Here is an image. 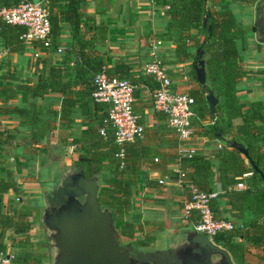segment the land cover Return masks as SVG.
<instances>
[{
	"label": "crops",
	"instance_id": "1",
	"mask_svg": "<svg viewBox=\"0 0 264 264\" xmlns=\"http://www.w3.org/2000/svg\"><path fill=\"white\" fill-rule=\"evenodd\" d=\"M213 1L205 0L206 6L216 4ZM222 1L227 4L237 23L253 26L257 0L252 4L241 0ZM66 2L67 0H56L55 5L61 7ZM165 9L162 0H84L77 10L80 20L78 28L72 27L69 21L63 22L59 34L55 37V47L45 49L35 46L33 42H23L22 51L8 52L0 40V76L3 74L8 76V71H14L18 80L10 81L11 83L33 85L37 82L40 71L42 78H46L52 73L51 69L56 68L53 72L54 81L50 84L47 82L46 88L40 90V94L32 95L27 90H15L13 98L0 101V106L13 104L25 111L35 112L41 131L39 135L32 136L37 127H30L25 115L0 114V131L11 137L9 140L11 144L4 146L1 151L3 161L8 165L2 167L0 176L13 180L18 187L17 194L11 190L3 193V210L9 201L11 206L16 204L13 202L15 196L20 198L23 205L35 209L29 203L23 202L25 197L21 194L20 185H23L24 181H29L40 187L39 183L47 182L52 174L58 173L62 168L68 169L72 163H77L84 171L86 158L82 156L83 154L98 151L102 154L101 163L104 166L108 165L112 152L110 145L115 143L109 129L105 135H100L98 131L105 115V105L94 102L86 93L91 86L89 79L93 69L101 65L108 74L126 79L133 85L132 108L137 116V122L143 126L140 138L123 144L125 151L123 177L133 182L130 186V209L121 222H131L139 227L133 239L121 237L126 245L131 244L136 249L149 251L163 249L175 239L177 231L193 229L195 211L190 212V218L183 217L182 205L187 199L188 191L184 186L177 184L174 174L176 169H180L177 154L179 145L194 148V154L209 163L205 188L217 192L216 198L211 201V208L216 217L239 225L253 215L252 201L248 199L241 205L242 217L239 218L235 214L239 203L233 199L228 200L226 192L222 190L219 163L222 149L229 148L225 143L228 135L210 134L208 128L211 120L216 117L220 126L229 123L234 128L242 121L239 112H244L251 101L259 100L264 105V88L261 84V75L257 73L264 66V43H258L254 30L247 29L245 48L240 52V65L245 74L236 82L233 92L234 106L237 108L224 107L223 98L215 96L217 102L214 115L211 117L204 98L206 92L202 93L203 100L200 106L212 119L206 118L199 124H191L194 129L192 135L178 140L173 129L167 124L165 115L152 107L151 91L155 88V82L143 70V64L149 56L150 39L152 36L157 37V34L164 30ZM192 32L195 33V30ZM202 34L203 31H200L199 35ZM161 41L158 51L172 88L188 94L192 89L203 87L194 79L192 60L172 62L174 59L172 42L164 39ZM57 47L61 49L59 52L55 49ZM195 50L196 48L189 47L190 52ZM41 62L42 68L38 67ZM35 63H38V66H35ZM192 107L194 109V106ZM261 150L264 153V146ZM49 152L51 153L49 158H39L48 155ZM31 156L40 159L36 173L28 170L25 172L26 177L22 175L20 180L9 176L8 170L13 167L9 157L12 160L14 157L23 161ZM240 157L243 164L248 166L246 158L242 154ZM47 167H50L49 176H45ZM198 168L202 170V167ZM186 169L189 173L194 172L193 167ZM110 171L108 168H102L93 173L97 176L99 188L100 181L111 179ZM29 174L32 175L30 178ZM226 176L231 175L227 173ZM242 177L246 187L249 184L252 188L264 189L261 179L257 181L250 174ZM158 180L162 183H158ZM234 185L235 183H226L230 190H234ZM35 210L37 211V208ZM39 217L40 213L28 217L31 228L27 235L29 241L39 243L38 251L45 253L42 249L39 250L41 239L37 236L39 232L37 229L43 230ZM258 221L264 223V215L258 218ZM19 237L7 230L3 231L5 251L8 252L9 249H12L9 250L11 252L18 251L14 239ZM45 237L46 235L44 241ZM148 237H153L148 246L135 244L137 238H144L142 240L147 241L149 239L145 238ZM46 255L49 261L48 253H45L41 258L42 264H48L45 260ZM234 261V264H264L263 248L261 245H245L241 258Z\"/></svg>",
	"mask_w": 264,
	"mask_h": 264
},
{
	"label": "trees",
	"instance_id": "2",
	"mask_svg": "<svg viewBox=\"0 0 264 264\" xmlns=\"http://www.w3.org/2000/svg\"><path fill=\"white\" fill-rule=\"evenodd\" d=\"M55 1L42 0V3L48 10L50 24L48 33L49 45L44 47L41 41H35L33 42L35 46L45 49L52 48V46L56 45L55 37L59 34L63 22H71L72 27H77L80 23L77 10L83 4L84 0H67L65 5L61 7L56 6ZM241 1L252 4L255 0ZM16 2L17 0H0V7H10L15 5ZM213 2H216V4L206 6L205 0H162V3L166 7V21L164 30L158 33L157 37L172 42L174 46V59L172 62L192 60L193 65L196 53L190 52L189 47L197 48L202 46L203 49L201 58L204 61L207 84L204 87L199 86L188 92L193 98L192 106H194V109L192 107L193 115L190 120L192 125L199 124L201 120L209 118L207 111H202L203 109L200 106L203 100L202 93L204 92L211 91L214 96H221L225 104L224 107L230 109L237 108L234 106L233 100L234 86L245 74V71L240 65V52L245 48L247 29H253V26L248 27L237 23L231 11L227 8V4L222 0H214ZM204 16L206 18L205 26L202 25ZM207 25L210 26L209 30L206 29ZM192 30H195V33ZM23 31L24 28L20 25L5 23L0 20V40L8 52H20L23 50V41L20 39ZM200 31H203L202 35H199ZM35 64V66H38V63ZM42 65L41 62L38 67L42 68ZM99 70H103L108 77H116L108 74L101 65L93 69V73L89 79L91 86L86 91L88 96H90V92L93 89V74ZM55 71L56 68L51 69L52 73L46 78H42L43 75L40 71L37 82L33 85L11 83L10 81L13 82L18 79L14 75V71H8V76L4 74L0 76V101H7L13 98L15 96V90L23 89L30 91L32 95L40 94V90L42 91L46 88L47 82L50 84L54 81L55 76L53 72ZM257 73L261 75V84L264 88V66ZM2 80H5V82H2ZM195 105L197 106L195 107ZM194 110H196V113H194ZM7 113L25 115L29 126L37 127L32 132V136H37L41 133L39 129L40 125L38 124L39 119L35 112L25 111L23 108L13 104L1 105L0 114ZM239 114L242 121L234 128L229 123L223 127L220 126L217 117L216 119L209 118V120H212L208 128L210 134L218 133L220 136L228 135L225 143L229 148L222 149L221 151L219 169L222 172L220 177L222 190L226 192L228 200L233 199L239 203L237 206L238 211L235 214L241 218V212L243 210L241 205L245 204L248 199L252 201L251 213L253 215L248 220L242 221L239 225H234L231 230L218 232L212 237V242L228 251L234 260L241 258L245 245H261L264 252V223L258 221V218L264 215V189L252 188L249 184L243 190H230L226 186V183L243 182L242 174L246 172H249L255 180H260L249 163L248 166L243 164L239 151L230 145L232 142L244 148L248 158L258 169L264 172V153L261 150L264 146V105L259 100H253L249 103L247 109L242 113L239 112ZM104 118L105 115L101 120L98 131L104 126ZM192 125L190 136L192 135V130H194L192 129ZM10 138L9 134L0 131V170L2 167L8 165L7 162L3 161L1 151L4 146L11 144L9 141ZM110 146L112 152L107 166L101 163L102 154L98 151H93L86 155L83 154L82 156L86 158V163H83L85 167L84 172L86 176H90L102 168L111 170V179H105L106 186L99 188L97 200L101 206L110 209L118 237L133 239L135 237V231L139 227L131 222H121L123 216L127 215V210L130 209V186L133 181H129L123 177L125 166L124 158L123 167L118 166V159L115 154L119 146L117 144H111ZM179 160L180 169L183 172V179L185 181V189L188 191L187 185L192 184L201 191L210 192L211 190L205 188L206 176L209 174V163L195 154L189 157L179 156ZM186 167H193L194 172L189 173ZM198 167H202V170ZM199 173H202L201 176H198ZM227 173H230L231 176L227 177ZM8 190H11L14 194L18 193V187L15 186L13 180L5 176H0V252L5 251L3 231L7 230L12 234L20 236L19 239H14V245L19 250L12 254L13 264H42L41 258L45 256V253L38 251L39 243H32L29 241L27 235L31 228L28 217H34L36 210L23 205L20 201H13L16 203L14 206H11L9 201L3 210L2 195ZM210 206H212L211 203ZM245 209H247L246 205ZM188 218H190V213ZM142 239L144 238H137L135 244L148 246L150 239H153V237L145 238L149 239L147 241H143Z\"/></svg>",
	"mask_w": 264,
	"mask_h": 264
},
{
	"label": "water",
	"instance_id": "3",
	"mask_svg": "<svg viewBox=\"0 0 264 264\" xmlns=\"http://www.w3.org/2000/svg\"><path fill=\"white\" fill-rule=\"evenodd\" d=\"M202 25H206L205 16ZM252 25L255 40L264 43V0L255 3ZM195 52L194 79L204 87L202 46ZM204 98L212 117L217 99L211 91ZM230 145L246 158L264 183V172L248 158L246 150L234 142ZM98 190L97 176H85L79 168L67 170L40 193L39 220L46 242L52 245L48 252L49 264H234L228 251L193 229L177 231L175 239L163 249L140 250L131 244L119 243L110 209L97 200Z\"/></svg>",
	"mask_w": 264,
	"mask_h": 264
},
{
	"label": "built area",
	"instance_id": "4",
	"mask_svg": "<svg viewBox=\"0 0 264 264\" xmlns=\"http://www.w3.org/2000/svg\"><path fill=\"white\" fill-rule=\"evenodd\" d=\"M0 20L22 26L24 31L20 39L23 42L41 41L44 47L49 45L48 10L42 1L17 0L15 5L0 7ZM161 43L160 38L152 36L148 43L149 56L143 64V70L155 82V88L151 91L152 107L165 115L167 124L173 129L176 138L182 140L191 134L193 98L187 93L178 92L172 88L158 51ZM60 50L59 47L56 48L57 52ZM92 83L90 98L94 102L105 105L104 126L99 129V132L105 135L106 130L109 129L114 143L119 146L115 154L118 166L123 167V144L140 138L143 133V126L137 122V116L132 108L133 85L123 78L108 77L103 70L93 74ZM194 152L192 147L179 145L177 148V154L181 157H189ZM174 174L177 184L185 187L181 169H176ZM249 174L244 173L242 176ZM157 182L162 183L161 180ZM187 188L188 194L182 205V215L188 219L190 211H195L193 230L212 241L216 233L231 230L234 227L230 220L214 215L210 203L216 198V191L204 192L192 184H188ZM244 188L243 182H237L234 185V189ZM18 201L20 198L15 196L14 202ZM12 258V254L7 251L0 252V264H13Z\"/></svg>",
	"mask_w": 264,
	"mask_h": 264
},
{
	"label": "rangeland",
	"instance_id": "5",
	"mask_svg": "<svg viewBox=\"0 0 264 264\" xmlns=\"http://www.w3.org/2000/svg\"><path fill=\"white\" fill-rule=\"evenodd\" d=\"M47 154L48 155H45V156H39V158L40 159H45V157L49 158L50 157L49 155H51V153L49 152ZM57 154L61 155V153H58V152H57ZM11 158H12V156H11ZM11 158L9 157V161H11L13 167H11V169H9L8 171H9V176H11L12 178H18L20 180L22 175L26 177L25 172H27L28 170H31L33 173H36V171H37V169L39 167L38 160H40V159L37 158V157H34V156L27 157L26 160H23V161L18 160V159L14 158V157H13V160ZM46 171L47 172H46L45 176H49L48 172L50 171V167H47ZM31 176L32 175H30V174L28 175L29 178ZM53 176H54V174H53ZM100 182H101V184H100L101 188L106 186V182L105 181H100ZM39 184H40V187H36V184H34L33 182L24 181V184L20 185L21 194H22V196L25 197V199H23V202L26 203V204L29 203V205H31L35 209L37 208V211H36L37 215L39 214V210H40V206L38 204V202H39L38 199L40 197V193L42 191L46 190L47 188H50V186H51V184L48 183V182L47 183L46 182L39 183ZM34 197H35V200H34ZM37 228H38V226H37ZM37 230L39 231L37 236L41 239V241H40L41 244L39 246V250L42 249L43 251H45V253H48L49 249L44 244L45 241H44L43 230H41V229H37ZM40 239H38V240H40ZM117 239H118L119 243L125 245V243H126L125 240H123L120 237H117ZM47 249H48V251H47ZM9 250H12V249H9ZM9 250H8V253L9 254H13V251L11 252ZM45 260L49 264L47 255H46ZM232 261L235 262L233 259H232Z\"/></svg>",
	"mask_w": 264,
	"mask_h": 264
},
{
	"label": "flooded vegetation",
	"instance_id": "6",
	"mask_svg": "<svg viewBox=\"0 0 264 264\" xmlns=\"http://www.w3.org/2000/svg\"><path fill=\"white\" fill-rule=\"evenodd\" d=\"M80 168V166H78V164L76 163H72L71 164V166H69L68 167V169L66 168H62V169H60L59 170V172L58 173H55L54 174V176H53V174L51 175V177H49L50 179L47 181L48 183H50L51 185L53 184V183H55L57 180H58V178H59V176H61L62 174H64L67 170H69V171H73V170H77V169H79ZM82 168V167H81ZM83 170V169H82ZM83 173H84V175H85V172L83 171ZM86 176V175H85ZM46 182V183H47ZM41 212V209L39 210V213ZM43 233H45V230H44V227H43ZM45 235V234H44ZM51 238V237H50ZM45 241H46V237H45ZM45 245L47 246V248L49 249L52 245L51 244H48L47 242H45Z\"/></svg>",
	"mask_w": 264,
	"mask_h": 264
}]
</instances>
